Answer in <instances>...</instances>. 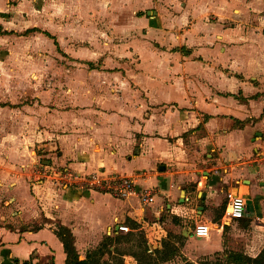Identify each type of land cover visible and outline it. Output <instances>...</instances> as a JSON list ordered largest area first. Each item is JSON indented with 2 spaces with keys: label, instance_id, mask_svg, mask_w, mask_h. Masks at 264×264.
I'll return each mask as SVG.
<instances>
[{
  "label": "crops",
  "instance_id": "0c3cea01",
  "mask_svg": "<svg viewBox=\"0 0 264 264\" xmlns=\"http://www.w3.org/2000/svg\"><path fill=\"white\" fill-rule=\"evenodd\" d=\"M61 172L127 177L154 201ZM261 189L264 0H0V264H66L61 228L79 261L136 236L211 256L232 222H256Z\"/></svg>",
  "mask_w": 264,
  "mask_h": 264
},
{
  "label": "rangeland",
  "instance_id": "374dc122",
  "mask_svg": "<svg viewBox=\"0 0 264 264\" xmlns=\"http://www.w3.org/2000/svg\"><path fill=\"white\" fill-rule=\"evenodd\" d=\"M261 164V161H260ZM258 166L253 164V166ZM251 167V169L253 168ZM262 199V212L258 213L256 222L246 223L245 227L241 226V222L231 223L233 228L224 229L221 235L223 250L217 254L207 257L184 256L180 252L175 256L168 257L157 255L155 252L158 246L152 244L144 247L139 245V240L143 238L134 237L133 241L127 242L122 240L119 243L113 244L110 247V255H105L101 264H227L225 257L228 253H241L249 258L256 257L264 247V189L260 190ZM231 224L229 227H231ZM191 230H194L195 223H188ZM243 227V228H242ZM194 240V239H192ZM154 241V240H153ZM152 241V242H153ZM197 241V240H194ZM198 242V241H197ZM184 243H179L177 240H171L172 247H177L178 251L183 248ZM197 243L194 245L192 253H196ZM171 248V247H170ZM173 249V248H171ZM112 250V251H111ZM168 249L166 253H168ZM168 255V254H167ZM161 259L166 260L163 262Z\"/></svg>",
  "mask_w": 264,
  "mask_h": 264
},
{
  "label": "built area",
  "instance_id": "2783aa9c",
  "mask_svg": "<svg viewBox=\"0 0 264 264\" xmlns=\"http://www.w3.org/2000/svg\"><path fill=\"white\" fill-rule=\"evenodd\" d=\"M260 165V160L254 162ZM60 181L66 185L75 186L82 190H93L111 195L119 199L129 197L137 198L142 204H150L154 201V193L150 189H136L134 182L127 177L102 176L100 174H91L89 176H71L67 173H59ZM226 215L230 220H240L244 216V200L237 195L227 194ZM118 231L128 232L125 226H118ZM210 227L206 224L199 223L195 225L192 231L194 240L203 241L209 238Z\"/></svg>",
  "mask_w": 264,
  "mask_h": 264
},
{
  "label": "trees",
  "instance_id": "16d2710c",
  "mask_svg": "<svg viewBox=\"0 0 264 264\" xmlns=\"http://www.w3.org/2000/svg\"><path fill=\"white\" fill-rule=\"evenodd\" d=\"M61 242L63 243L65 252L67 254L66 264H101L100 258L107 250V242L102 244L99 248L88 252L83 261L78 260V256L73 247V238L67 229L61 228L58 233ZM163 262L166 260L161 259ZM227 264H264V247L259 254L254 258H249L241 253L230 252L225 257ZM26 264V263H24Z\"/></svg>",
  "mask_w": 264,
  "mask_h": 264
},
{
  "label": "water",
  "instance_id": "95a60500",
  "mask_svg": "<svg viewBox=\"0 0 264 264\" xmlns=\"http://www.w3.org/2000/svg\"><path fill=\"white\" fill-rule=\"evenodd\" d=\"M257 136H261V134L260 133H258V135ZM206 174V173H205ZM246 182H248L249 183V181H246ZM198 209L199 210H202V207H198Z\"/></svg>",
  "mask_w": 264,
  "mask_h": 264
}]
</instances>
